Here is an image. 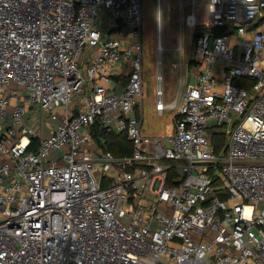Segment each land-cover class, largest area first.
<instances>
[{"label":"built area","instance_id":"2783aa9c","mask_svg":"<svg viewBox=\"0 0 264 264\" xmlns=\"http://www.w3.org/2000/svg\"><path fill=\"white\" fill-rule=\"evenodd\" d=\"M198 1L180 0L181 32L203 33L167 103L157 0L173 129L148 137L142 0H0V264H264V0ZM98 120L131 156L97 148Z\"/></svg>","mask_w":264,"mask_h":264},{"label":"rangeland","instance_id":"374dc122","mask_svg":"<svg viewBox=\"0 0 264 264\" xmlns=\"http://www.w3.org/2000/svg\"><path fill=\"white\" fill-rule=\"evenodd\" d=\"M163 22H162V43H163V76L164 92L167 103L176 99L179 93L178 102L181 103L185 90L188 74V63L191 59L193 42L192 29L185 24V16L182 19L183 27L181 32L180 0H162ZM199 16H204L205 0L198 1ZM190 13V9H186ZM185 10V12H186ZM143 20V122L142 134L148 137L167 136L172 133V113L165 114L159 118L155 110L157 72H158V50H157V0H142ZM183 46V55L179 49ZM87 51V48H86ZM96 48L91 49V53ZM181 61L183 62V83L180 84ZM82 95H78L74 105L80 106ZM40 119L35 114L33 120Z\"/></svg>","mask_w":264,"mask_h":264},{"label":"trees","instance_id":"16d2710c","mask_svg":"<svg viewBox=\"0 0 264 264\" xmlns=\"http://www.w3.org/2000/svg\"><path fill=\"white\" fill-rule=\"evenodd\" d=\"M203 33L202 30H198L196 34H194L193 42L196 43L198 37ZM123 85L127 84V78L125 76H121L118 80ZM235 84L240 87H246L250 89L253 85L251 80H243L237 79ZM94 138L97 144V148L104 152H111L117 157L131 156L133 153V144L128 139L126 134L116 133V132H108L106 131L100 121L98 120L93 127ZM227 136L224 132L215 131L212 135V144L216 149L217 154H224L227 147ZM36 146V143H34ZM226 199V197H223Z\"/></svg>","mask_w":264,"mask_h":264},{"label":"crops","instance_id":"0c3cea01","mask_svg":"<svg viewBox=\"0 0 264 264\" xmlns=\"http://www.w3.org/2000/svg\"><path fill=\"white\" fill-rule=\"evenodd\" d=\"M141 119H142V122H143V113H142V118Z\"/></svg>","mask_w":264,"mask_h":264}]
</instances>
